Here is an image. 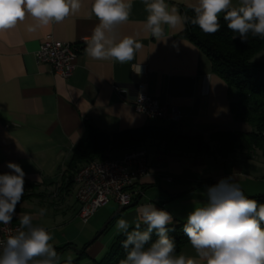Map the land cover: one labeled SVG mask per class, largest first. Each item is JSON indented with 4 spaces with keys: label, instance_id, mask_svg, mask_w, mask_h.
Masks as SVG:
<instances>
[{
    "label": "crops",
    "instance_id": "0c3cea01",
    "mask_svg": "<svg viewBox=\"0 0 264 264\" xmlns=\"http://www.w3.org/2000/svg\"><path fill=\"white\" fill-rule=\"evenodd\" d=\"M167 2L184 16L189 0ZM237 3L233 0V5ZM91 5L92 0H81L78 13L34 33L26 30L35 23L30 16L0 32V174L11 171L9 161L23 168L25 186L31 189L24 192L34 191L35 195L21 199L13 221L19 224L21 215L31 214L33 223L53 236L51 243L61 255V263L68 255L80 257L77 264L101 261L120 236L115 232L117 221L124 218L134 226L137 209L145 203L168 211L172 223L186 222L195 206L207 203V188L221 178H231L246 196L259 194L250 191L252 182L264 179L260 149L251 158L240 150L227 156L218 153L212 134L254 128L234 116L232 104L240 100L239 91L214 72L210 58L182 35L185 23L166 27L167 43L157 41L143 30L147 13L142 0H133L129 20L118 32L137 37L142 48L129 63L96 60L85 53V40L98 23ZM48 37L80 46L69 76L55 73L38 58L37 51ZM132 64H141V75L131 70ZM140 92L177 106L183 117L176 122L154 120L136 111L134 102ZM87 120L107 134L153 125L183 136H199L211 150L189 153L156 139L142 142L138 146L146 148L150 166V173L140 182L142 192L100 232L120 208L117 202L113 200V205L100 208L84 222L78 216L74 184L68 191L60 189ZM129 148L111 149L107 155L121 156ZM41 208L46 209L44 216L39 215ZM180 253L195 255L190 242Z\"/></svg>",
    "mask_w": 264,
    "mask_h": 264
},
{
    "label": "clouds",
    "instance_id": "9594fccd",
    "mask_svg": "<svg viewBox=\"0 0 264 264\" xmlns=\"http://www.w3.org/2000/svg\"><path fill=\"white\" fill-rule=\"evenodd\" d=\"M142 3L147 13L143 30L160 42L167 43L166 27L176 28L187 22L198 25L206 34H214L220 30L221 14L227 28L242 42H248L249 35L264 39V0H238L236 5L233 0H189L187 7L195 14L190 21L167 0ZM132 8L133 0H92L91 11L98 23L85 40L87 56L120 64L134 60L142 44L137 37L118 32V27L129 20ZM80 9L81 0H0V32L15 28L30 16L35 23L26 30L34 33L51 23L63 22ZM131 70L142 74L141 64H132ZM7 168L11 171L0 174L3 225L16 216L25 191L23 168L11 161ZM207 197V203L195 206L183 226L194 256L176 253L175 240L169 236L174 229L168 227L172 215L149 202L137 209L134 227L124 218L115 225L117 234L126 235L122 244L126 258L121 264H264V203L248 198L231 178H221L209 186ZM45 213L46 209H39L40 216ZM33 219L31 214L21 215L15 234L0 241V264H61L62 257L51 243L53 236ZM141 224L146 226L144 230ZM73 259L68 255L66 264H73Z\"/></svg>",
    "mask_w": 264,
    "mask_h": 264
},
{
    "label": "trees",
    "instance_id": "16d2710c",
    "mask_svg": "<svg viewBox=\"0 0 264 264\" xmlns=\"http://www.w3.org/2000/svg\"><path fill=\"white\" fill-rule=\"evenodd\" d=\"M182 12L184 16L189 17V21L195 15L188 7L183 8ZM220 24L218 32L206 34L198 25L187 22L182 35L193 41L210 58L214 72L239 91L240 100L232 104V112L236 118L249 123L254 129L220 131L212 134L211 137L218 142L220 155L227 156L240 150L245 151V155L251 158L254 151L260 149L264 156V39L249 35L248 42H242L238 34L227 28L223 14L220 16ZM234 36L236 38H233ZM147 139L166 142L169 147L180 148L189 153L211 150V146L199 136H183L153 125L107 134L99 130L91 120H87L84 134L73 150L67 172L63 173V185L60 189L68 191L71 188L74 174L84 163L94 158L106 157L111 149L135 147ZM32 195H35L34 191L24 192L22 199ZM247 197L257 200L258 204L264 203V192ZM184 224L185 222L178 221L168 225L169 229H174L169 231V236L175 240L176 253L189 242L183 231ZM145 227L141 224V230ZM156 238L153 233L152 239ZM125 239L126 235L120 234L107 255L96 264H121L126 258V250L122 247ZM79 260L80 257L73 259V264H77ZM61 264H66V261Z\"/></svg>",
    "mask_w": 264,
    "mask_h": 264
},
{
    "label": "built area",
    "instance_id": "2783aa9c",
    "mask_svg": "<svg viewBox=\"0 0 264 264\" xmlns=\"http://www.w3.org/2000/svg\"><path fill=\"white\" fill-rule=\"evenodd\" d=\"M79 52L77 43L48 37L41 43L37 56L49 63L55 73L67 77L76 66ZM134 107L154 120L176 122L183 117L177 106L161 102L146 92L138 94ZM147 156L144 146H135L125 150L121 156L107 155L84 163L73 177V193L79 204L80 219L89 221L110 200L117 202L120 208L131 205L142 192L141 180L150 173ZM18 228L19 224L13 220L8 225L0 224V241L15 234Z\"/></svg>",
    "mask_w": 264,
    "mask_h": 264
},
{
    "label": "rangeland",
    "instance_id": "374dc122",
    "mask_svg": "<svg viewBox=\"0 0 264 264\" xmlns=\"http://www.w3.org/2000/svg\"><path fill=\"white\" fill-rule=\"evenodd\" d=\"M30 188V187H29ZM29 188H27L26 186H25V191H30L31 189H29ZM250 191H254V193H262V192H264V179H261V178H258L257 180L255 179V181L254 182H252V186H251V189H250ZM51 194V193H50ZM53 194L54 193H52V196H53ZM114 201L113 200H111L110 202H109V204L106 206H102V207H100V208H107V207H110L111 205H113L114 203H113ZM99 208V209H100ZM98 209V210H99ZM97 210V211H98ZM100 211V210H99ZM96 213V212H95ZM114 214V212L111 214V215H113ZM102 229V227L99 229V231Z\"/></svg>",
    "mask_w": 264,
    "mask_h": 264
},
{
    "label": "water",
    "instance_id": "95a60500",
    "mask_svg": "<svg viewBox=\"0 0 264 264\" xmlns=\"http://www.w3.org/2000/svg\"><path fill=\"white\" fill-rule=\"evenodd\" d=\"M121 210V208H119L118 210L115 211V213L107 220V222L104 224V226L102 227V229L100 230V232L104 231V229L108 226V224L113 220V218L119 213V211Z\"/></svg>",
    "mask_w": 264,
    "mask_h": 264
}]
</instances>
